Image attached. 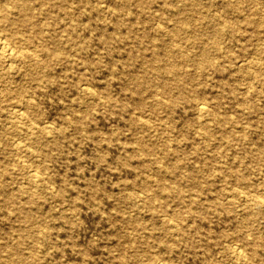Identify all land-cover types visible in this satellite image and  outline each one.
<instances>
[{"label":"rangeland","instance_id":"1","mask_svg":"<svg viewBox=\"0 0 264 264\" xmlns=\"http://www.w3.org/2000/svg\"><path fill=\"white\" fill-rule=\"evenodd\" d=\"M30 1L31 23L0 24L27 54L0 62V254L33 251L29 264H264V204H254L264 201V0ZM247 1L260 22L241 20ZM223 18L236 24L210 60L199 59L201 40L173 31L187 23L205 41ZM174 43L189 58L171 57ZM191 97L211 113L200 117ZM148 181L159 211L131 197ZM162 213L179 219L170 226Z\"/></svg>","mask_w":264,"mask_h":264},{"label":"bare ground","instance_id":"2","mask_svg":"<svg viewBox=\"0 0 264 264\" xmlns=\"http://www.w3.org/2000/svg\"><path fill=\"white\" fill-rule=\"evenodd\" d=\"M137 1L143 2L144 0H137ZM9 2H10V4H13L14 6H16L20 9L21 16L9 18V6L10 5L8 3H0V24L2 22H5V21H9L11 24H14V25H19V24L27 25V24L32 22V13L30 12V9H31V1L30 0H9ZM243 2H246V0H233L230 3L236 4L237 8H238L240 6V4H243ZM247 4L250 7L251 14L242 16L241 20L246 22V23L260 22L259 19H255V15L258 13V6L253 1H247ZM221 21H217L218 24L211 29L212 35L210 37L208 36L206 38L207 40H205V41L202 40L200 30L196 29L192 26H189L187 23L181 24V25H179V27H174L173 31H174L175 35H178L180 33H183L184 35L188 34V36L192 37L195 42L201 40L203 45L201 47V53L199 55V59L210 60L211 57H209L208 50H210L211 44L216 43L215 39L221 33V30H223V28L225 26H235V24H236L235 22H228L224 18ZM3 31L4 30L0 29L1 33H4ZM9 36H12V35H9ZM7 39H8L7 36H5V35L1 36L0 35V62L8 59L12 63V60L14 58H17L19 56V54L22 57H27L26 52L23 51V49L21 47H19L18 45H15L11 41H8ZM216 49L219 50V48H216ZM186 50H189V49L184 48L180 44L174 43L170 46V49L167 50V52L171 57L177 56V55H183V56H185V58L186 57L189 58L190 53L186 52ZM46 51H54V50H51V48L49 47L46 49ZM10 61H9V63H10ZM208 62L211 63V61H208ZM11 63H10V65H11ZM161 68H163L164 72L166 71L165 73H167L168 75L171 74L173 76V80H175L177 78L178 75H176L175 67L167 68L164 65H161L158 67L156 66V69H158V71ZM140 83H142V82L141 81L138 82V85H140ZM163 85H164L165 89L168 88L166 82ZM190 99L191 100L195 99L194 105L196 107L197 114L200 117L204 116L205 114L211 113L210 102L208 100L203 99V98L196 99V97H191ZM21 108H22V106L21 107H14V111L12 108L11 113H14V117H20L23 115ZM200 117H199V120L201 119ZM217 117L218 116L214 115V118H217ZM200 122H201L200 124H208V122L206 120L201 119ZM224 130H225V134H226L225 136L228 138L227 141L229 142L231 139H233L234 135L231 131H229V128H225ZM33 140H37V137H32V136L28 137V141H33ZM259 174H260V177L264 179V167L259 172ZM33 176L36 177L34 174H33ZM0 178H1V176H0ZM34 180H35L34 184L38 185L39 179L36 177V178H34ZM0 181H1V179H0ZM148 183L145 184L144 190L142 191L143 194H141V196L139 194H132L131 197L135 198V197L139 196L142 199L143 203L148 208L153 209L154 211H159L158 208L160 207V202L157 198V195L154 193L153 187L150 185L151 182L148 181ZM163 187L165 188L166 186H163ZM12 196H13V194H11L9 197H12ZM192 197L193 198L199 197V194H192ZM31 199H33V197H31ZM254 204L255 205H263L264 201L261 200L260 198H258V196H255L254 197ZM160 215L162 216V220H164L165 223L168 225H170L172 220H178L179 219L177 216L169 215L167 213H162ZM26 217L29 218L30 215H27ZM250 239L252 242L255 241V240H253V238H250ZM19 240H20V238H19ZM19 240L17 242H19ZM175 242L176 241L173 238V243H175ZM172 244H169L168 246L171 247ZM16 253H17L16 246L7 247L6 252L0 254L1 264H19V263L20 264H29L31 261L34 260V252L33 251L27 255H23V254L18 255L20 258L14 257ZM156 257L153 258L151 264H155L154 263L155 260H156L157 264H170L169 262L166 261L167 258L165 259L162 256L159 258H156Z\"/></svg>","mask_w":264,"mask_h":264}]
</instances>
